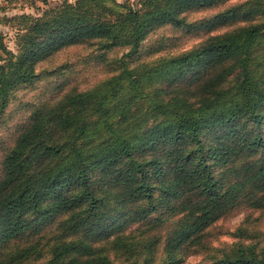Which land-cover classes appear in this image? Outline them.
I'll return each mask as SVG.
<instances>
[{
	"label": "trees",
	"instance_id": "1",
	"mask_svg": "<svg viewBox=\"0 0 264 264\" xmlns=\"http://www.w3.org/2000/svg\"><path fill=\"white\" fill-rule=\"evenodd\" d=\"M227 1L64 0L5 16L17 48L0 32L1 117L62 49L95 47L106 64V51H127L105 79L60 84L59 97L28 109L0 161V264H179L238 206L264 208V0L194 25L184 16ZM238 17L190 50L130 63L162 26ZM173 217L163 235L149 233ZM128 223L139 227L118 233ZM218 251L206 264H264L261 240Z\"/></svg>",
	"mask_w": 264,
	"mask_h": 264
},
{
	"label": "rangeland",
	"instance_id": "2",
	"mask_svg": "<svg viewBox=\"0 0 264 264\" xmlns=\"http://www.w3.org/2000/svg\"><path fill=\"white\" fill-rule=\"evenodd\" d=\"M0 0V32L5 35V42L9 49L16 51L17 26L5 20V16L12 17L16 14L39 15L48 6H54L64 0ZM74 1V0H69ZM124 3L126 0H119ZM248 0H228L216 7L193 10L184 16L188 24L193 25L203 21L217 12L228 7L244 3ZM134 2V0H130ZM244 22L240 17L231 19L223 24L211 27L196 28L184 25L175 27L166 25L158 28L144 42L140 53L133 57L134 61H151L162 56L177 55L199 45L210 35L226 32ZM162 46V47H161ZM161 48V49H159ZM159 49V50H158ZM157 50V51H155ZM127 51L126 48H114L105 52L108 62H103L100 51L95 47L71 46L57 52L50 59L38 64L37 70L41 73L40 79L32 84L19 88L7 111L0 116V161L4 150L11 144L12 138L18 126L26 120L28 109L36 102L44 98L54 99L61 95L59 85L63 84L65 90L76 87L86 89L112 74L111 68L116 66V61ZM114 60V61H113ZM1 174V171H0ZM176 219H168L166 222L153 228L149 233L163 235L172 222ZM146 230L151 228V223L143 225ZM139 227L138 223H128L122 226L118 233H129ZM238 229L246 230L243 236L236 234ZM46 230L44 233H46ZM112 236H102L96 240V244L104 243ZM32 237L24 238L31 241ZM237 240L245 243L261 240L264 243V208L255 209L240 205L233 211L220 218L205 230L203 246H190L182 251L179 264H206L211 261V256L219 253V249L229 248ZM110 256L118 261L114 251L107 246ZM163 244L159 251L162 252ZM36 264V263H32Z\"/></svg>",
	"mask_w": 264,
	"mask_h": 264
},
{
	"label": "snow or ice",
	"instance_id": "3",
	"mask_svg": "<svg viewBox=\"0 0 264 264\" xmlns=\"http://www.w3.org/2000/svg\"><path fill=\"white\" fill-rule=\"evenodd\" d=\"M233 2H234V0H233Z\"/></svg>",
	"mask_w": 264,
	"mask_h": 264
}]
</instances>
